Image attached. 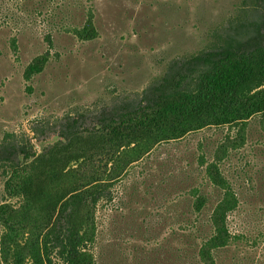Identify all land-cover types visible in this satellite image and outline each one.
I'll list each match as a JSON object with an SVG mask.
<instances>
[{"label":"rangeland","instance_id":"rangeland-1","mask_svg":"<svg viewBox=\"0 0 264 264\" xmlns=\"http://www.w3.org/2000/svg\"><path fill=\"white\" fill-rule=\"evenodd\" d=\"M263 8L259 0H0V144L23 136L39 149L73 119L78 130L145 106L221 39L264 43ZM89 17L96 38L79 41L70 30ZM47 52L44 70L26 80ZM222 139L204 130L127 169L98 212V264H177L178 249L192 244L190 189L208 197L202 221L216 197L197 158H211ZM245 141L221 166L239 206L228 218L237 240L219 264H264V132L255 120Z\"/></svg>","mask_w":264,"mask_h":264},{"label":"trees","instance_id":"trees-1","mask_svg":"<svg viewBox=\"0 0 264 264\" xmlns=\"http://www.w3.org/2000/svg\"><path fill=\"white\" fill-rule=\"evenodd\" d=\"M70 31L82 42L96 38L91 17ZM46 42L52 49L50 35ZM48 56L35 58L24 78L40 74ZM189 64L185 76L145 106L78 130L73 119L39 149L23 136L0 144V264H98V212L112 201L113 186L161 147L208 129L221 131L223 139L211 158L200 154L197 162L216 197L202 221L208 197L190 189L196 217L184 237L192 244L178 249L176 262L219 264L237 240L228 218L239 206L221 166L245 144L252 120L264 132V43L221 39Z\"/></svg>","mask_w":264,"mask_h":264}]
</instances>
